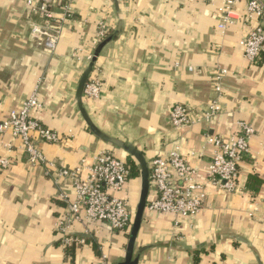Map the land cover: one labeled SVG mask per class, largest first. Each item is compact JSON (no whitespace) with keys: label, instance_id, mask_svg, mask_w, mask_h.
Here are the masks:
<instances>
[{"label":"crops","instance_id":"obj_1","mask_svg":"<svg viewBox=\"0 0 264 264\" xmlns=\"http://www.w3.org/2000/svg\"><path fill=\"white\" fill-rule=\"evenodd\" d=\"M26 1L0 0V119L18 110L40 81L42 107L32 116L64 136L59 145L38 143L48 158L71 169L101 150L125 162L132 158L89 131L75 98L86 57L98 44V23L105 22L115 34L89 76L100 91L95 98L82 97L87 115L107 136L138 148L147 163L177 149L195 169L190 183L205 191L203 209L192 218L145 208L135 242V252L143 248L138 264H264V50L256 64L242 56L239 42L251 28L243 3L236 7V20L221 30L225 0H73L72 18L60 25L52 51L31 39V25L43 18L31 13ZM33 1L46 2L56 16L66 3ZM218 67L227 71L220 82V112L209 123L174 128L172 106H203L214 98ZM237 121L250 123L255 134L250 157L239 169L240 188L228 192L208 181L211 147L203 133L228 137ZM4 140L14 147L6 153L0 145L10 161L0 173V264L121 261L127 233L106 224L96 234L104 262L89 240L71 252L61 247L55 225L65 203L59 195L73 196L70 180L56 183L43 167L26 161L19 141L10 135ZM139 189L140 177H130L117 195L133 210ZM154 193L150 187L148 199Z\"/></svg>","mask_w":264,"mask_h":264},{"label":"built area","instance_id":"obj_2","mask_svg":"<svg viewBox=\"0 0 264 264\" xmlns=\"http://www.w3.org/2000/svg\"><path fill=\"white\" fill-rule=\"evenodd\" d=\"M72 3L73 0H66L62 12L56 16L46 2L27 0L26 7L29 11L43 18L42 24L31 25V39L54 51L60 37V25L72 18ZM240 3L244 5V18L250 21L251 28L240 40L239 46L246 62L256 64L264 50V0H225L217 27L225 29L236 20L233 15ZM96 35L95 44L110 35L105 22L98 23ZM91 57L92 55H88L86 59L90 60ZM215 74V96L206 105L189 107L178 103L172 106L169 119L174 128L191 127L199 122L209 123L220 112V82L227 71L218 67ZM39 87L40 81L18 110H12L5 118L0 119V145L6 149V153L12 151L14 145L4 140L6 135H10L19 141L18 145L29 164L43 167L45 175L56 183L60 178L70 180L73 196L65 192L59 195L65 203L55 225L60 245L65 250L78 248L89 240L104 262L107 255L96 241L97 229L106 224L110 231H124L128 234L132 223L133 211L127 198L117 195L126 188L129 168L124 160L108 150L97 152L91 162L82 159L80 166L75 169L57 165L56 161L48 158L38 143L59 145L64 141V136L32 116V111L42 107ZM99 91L100 83L96 80L89 81L88 78L83 96L95 98ZM254 134L253 126L245 121L235 122L228 137L209 131L203 133L205 144L211 147L208 179L211 185L228 192H237L240 188L239 169L241 163L250 157V144ZM6 153H0V173L10 164ZM148 167L150 187L155 192L154 197L147 200L145 208L148 211L174 214L184 219L199 214L205 202L204 187L190 183L195 169L184 155L174 149L153 157ZM76 225L82 227L80 233L74 231Z\"/></svg>","mask_w":264,"mask_h":264},{"label":"water","instance_id":"obj_3","mask_svg":"<svg viewBox=\"0 0 264 264\" xmlns=\"http://www.w3.org/2000/svg\"><path fill=\"white\" fill-rule=\"evenodd\" d=\"M114 34L115 33L110 34L108 37H106L101 42H99L97 46L95 47L92 57L90 58L88 62V65L86 66V68L84 69V71L82 72L79 78L76 91H75V98H76V103H77L79 112L82 115L84 121L86 122L89 128V131L92 134H94L96 137L102 139L103 141L121 148L123 151L127 153V155H129L136 161L139 167L140 189L138 193V200L135 206V211L133 213L132 223L129 227V231L127 234L128 237H127V243L125 246V252H124L123 259L119 261L118 263H116V264H138L139 255H140V252L143 250V248H140L135 252V242H136V237H137V234L140 228V224L143 219V214H144V210L147 204L148 193H149V188H150L148 163L145 160L143 153L138 148H136L134 145L130 143H125L119 139L111 138L107 136L106 134H104L103 132H101L93 124V122L87 115V112L85 111V108L83 106V101H82L84 88L89 78V75L93 69L96 58L98 57L103 46H105L109 41H111L114 38Z\"/></svg>","mask_w":264,"mask_h":264},{"label":"trees","instance_id":"obj_4","mask_svg":"<svg viewBox=\"0 0 264 264\" xmlns=\"http://www.w3.org/2000/svg\"><path fill=\"white\" fill-rule=\"evenodd\" d=\"M126 164H127L128 168H129V171H130L129 176H128L129 178L130 177L132 178V177L139 176V167H138V165H137V163H136V161L134 159L128 158L127 161H126ZM71 251L72 250H70V252Z\"/></svg>","mask_w":264,"mask_h":264},{"label":"rangeland","instance_id":"obj_5","mask_svg":"<svg viewBox=\"0 0 264 264\" xmlns=\"http://www.w3.org/2000/svg\"><path fill=\"white\" fill-rule=\"evenodd\" d=\"M87 61H88V59H87ZM135 200H136V201L133 203V206H132V209H133L132 211H133V213H134V211H135V206H136L135 204L137 203L138 198L135 199Z\"/></svg>","mask_w":264,"mask_h":264}]
</instances>
